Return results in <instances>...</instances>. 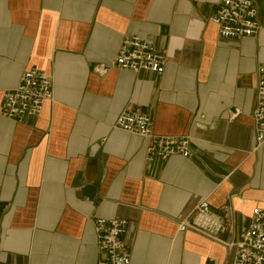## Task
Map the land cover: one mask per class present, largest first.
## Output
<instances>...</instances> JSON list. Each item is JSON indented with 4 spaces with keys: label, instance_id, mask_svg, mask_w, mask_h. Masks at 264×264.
I'll return each instance as SVG.
<instances>
[{
    "label": "crops",
    "instance_id": "1",
    "mask_svg": "<svg viewBox=\"0 0 264 264\" xmlns=\"http://www.w3.org/2000/svg\"><path fill=\"white\" fill-rule=\"evenodd\" d=\"M218 2L0 0V105L28 69L53 89L37 117H0V264H97V219L127 223L134 264H231L226 244L264 209L251 120L264 0L260 31L240 40L218 37ZM124 36L163 52V74L110 68ZM132 108L154 134L188 137L192 158L147 164L146 141L113 129ZM203 199L226 224L220 242L178 232Z\"/></svg>",
    "mask_w": 264,
    "mask_h": 264
},
{
    "label": "built area",
    "instance_id": "2",
    "mask_svg": "<svg viewBox=\"0 0 264 264\" xmlns=\"http://www.w3.org/2000/svg\"><path fill=\"white\" fill-rule=\"evenodd\" d=\"M222 39L240 40L255 36L260 27L253 0H219L210 19ZM166 64L165 54L141 38L124 36L110 68L118 71L150 72L160 76ZM106 70H103L105 72ZM53 101L52 79L46 73L28 69L22 72L18 85L1 96L0 117L18 121L37 117L44 104ZM255 142L264 143V65L257 70L255 106L251 114ZM113 129L146 141L145 161L152 164L172 157L191 159L188 137L159 136L153 133L151 119L138 109H124L117 116ZM127 223L120 219H97L93 231L101 255L97 264H134L123 241ZM226 230V224L211 214L207 199L201 200L191 214L178 224V232H193L216 240ZM234 252L231 264H264V209L251 212L247 228L235 244H226Z\"/></svg>",
    "mask_w": 264,
    "mask_h": 264
}]
</instances>
